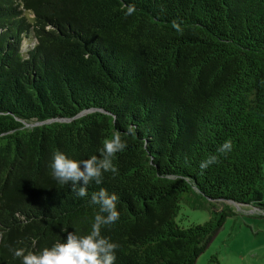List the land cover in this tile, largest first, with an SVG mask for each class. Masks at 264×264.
<instances>
[{
  "label": "trees",
  "instance_id": "16d2710c",
  "mask_svg": "<svg viewBox=\"0 0 264 264\" xmlns=\"http://www.w3.org/2000/svg\"><path fill=\"white\" fill-rule=\"evenodd\" d=\"M117 135L85 197L51 175ZM101 189L114 264H195L234 208L264 214V0H0V264L88 234ZM186 195L207 221L179 226Z\"/></svg>",
  "mask_w": 264,
  "mask_h": 264
},
{
  "label": "clouds",
  "instance_id": "9594fccd",
  "mask_svg": "<svg viewBox=\"0 0 264 264\" xmlns=\"http://www.w3.org/2000/svg\"><path fill=\"white\" fill-rule=\"evenodd\" d=\"M134 10L133 6H129L126 14H131ZM174 26L178 28V26ZM133 132L134 128L129 127L128 133L132 134ZM124 147L125 144L117 135L105 140L99 158L93 155L85 160H75L63 152L56 151L50 162L51 175L60 184L71 183L76 195L85 197L87 185L91 181L96 184L101 183L102 172L115 173L117 171L113 164V157ZM230 150L231 142L229 140H226L217 149L219 153ZM216 162V155L209 156L200 162V168L204 169ZM117 200L116 194H108L101 189L98 193H94L89 201L90 204L99 206V212L95 215L88 234L77 236L75 232H68L63 242H56L50 248H44L39 254L25 253L22 249H16L13 251V255L20 257L22 264H114L116 259L114 250L117 245L102 237L100 228L118 220Z\"/></svg>",
  "mask_w": 264,
  "mask_h": 264
},
{
  "label": "rangeland",
  "instance_id": "374dc122",
  "mask_svg": "<svg viewBox=\"0 0 264 264\" xmlns=\"http://www.w3.org/2000/svg\"><path fill=\"white\" fill-rule=\"evenodd\" d=\"M33 43L34 39H29L26 47ZM194 200V196L186 195L180 202L176 218L179 226L201 224L210 218L209 204L206 203L204 208H194L191 205ZM218 204L221 206L220 202ZM234 210L236 214L226 219L195 264H208L213 255L217 257L216 264H264V214H254L247 207Z\"/></svg>",
  "mask_w": 264,
  "mask_h": 264
}]
</instances>
